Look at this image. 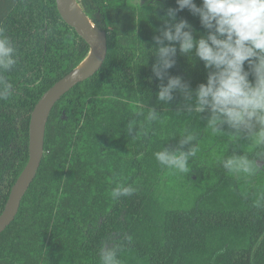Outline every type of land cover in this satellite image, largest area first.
<instances>
[{
  "label": "trees",
  "instance_id": "1",
  "mask_svg": "<svg viewBox=\"0 0 264 264\" xmlns=\"http://www.w3.org/2000/svg\"><path fill=\"white\" fill-rule=\"evenodd\" d=\"M76 1L104 33L107 56L51 110L40 168L0 233V264H100L105 243L117 246L121 264H264V149L245 134L235 141L211 135L208 113H190L180 91L158 101L167 76L161 81L152 71L153 38L176 0ZM176 15L192 25L194 37L207 34L187 8ZM0 35L12 41L17 58L4 73L13 95L0 100L1 214L29 160L35 105L87 58L90 46L62 18L57 0H0ZM176 46L167 72L188 84L194 102L210 69L195 50L189 56ZM149 108L159 114L155 121L147 119ZM185 130L197 134L198 150L180 173L161 166L154 153L178 147ZM234 149L257 160L254 175L222 167ZM121 183L134 193L114 197Z\"/></svg>",
  "mask_w": 264,
  "mask_h": 264
},
{
  "label": "clouds",
  "instance_id": "2",
  "mask_svg": "<svg viewBox=\"0 0 264 264\" xmlns=\"http://www.w3.org/2000/svg\"><path fill=\"white\" fill-rule=\"evenodd\" d=\"M176 8L167 9L165 27L154 36L157 47L153 49L156 61L154 75L161 81L157 92L160 102H169L173 93L180 91L189 101L188 111L199 115L208 113L205 130L213 136H228L237 140L245 134L258 149H264V0H176ZM187 8L200 19L206 35H193L192 25L185 19L177 20V12ZM168 43H165V42ZM182 54L195 56L210 69L206 83L193 90L179 76H169L167 70L175 65L177 46ZM245 62L249 69L245 70ZM17 63L16 48L5 35H0V100L13 95V85L4 73ZM250 73L254 80L249 79ZM155 109H148L147 119H158ZM225 126L231 133L225 131ZM133 131L130 123L128 132ZM198 139L195 132L185 130L175 149L161 147L154 153L163 167L180 173L189 171L190 158L197 152L193 144ZM188 145L185 151L184 146ZM222 167L229 173L252 176L257 171V160L236 150L222 160ZM133 186L120 184L113 196H130ZM100 264H121L115 244H102L99 250Z\"/></svg>",
  "mask_w": 264,
  "mask_h": 264
},
{
  "label": "water",
  "instance_id": "3",
  "mask_svg": "<svg viewBox=\"0 0 264 264\" xmlns=\"http://www.w3.org/2000/svg\"><path fill=\"white\" fill-rule=\"evenodd\" d=\"M68 1L69 0H57V7L60 15L89 44L90 52L88 56L93 54L94 61L84 71H77V68L80 66L79 65L74 71L59 79L43 94L35 105L30 121L29 160L12 187L5 208L0 214V233H2L16 218L23 198L40 168L44 155L46 123L54 105L74 86L97 72L103 65L107 56L108 47L104 33L98 29L94 22L84 13L98 31L100 36V38H98L95 32L88 25L80 21L70 12L68 8ZM76 3L78 4L77 1ZM79 7L81 8L80 5Z\"/></svg>",
  "mask_w": 264,
  "mask_h": 264
},
{
  "label": "bare ground",
  "instance_id": "4",
  "mask_svg": "<svg viewBox=\"0 0 264 264\" xmlns=\"http://www.w3.org/2000/svg\"><path fill=\"white\" fill-rule=\"evenodd\" d=\"M68 8L70 10V12L76 17L78 18L80 21L84 22L86 25H88L96 34V36L98 38H100L98 31L96 30V28L94 27V25L92 24V22L85 16L84 12L82 11V9L79 7V5L76 3L75 0H69L68 1ZM94 61V55L91 54L90 56H88L83 62L82 64H80V66L77 68V71H84L85 69H87L92 62Z\"/></svg>",
  "mask_w": 264,
  "mask_h": 264
},
{
  "label": "rangeland",
  "instance_id": "5",
  "mask_svg": "<svg viewBox=\"0 0 264 264\" xmlns=\"http://www.w3.org/2000/svg\"><path fill=\"white\" fill-rule=\"evenodd\" d=\"M140 1H143V0H140ZM154 2H156L155 0H153ZM158 1H163V0H158ZM95 24V23H94ZM194 176V178H196V176L195 175H193Z\"/></svg>",
  "mask_w": 264,
  "mask_h": 264
}]
</instances>
